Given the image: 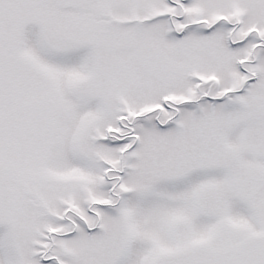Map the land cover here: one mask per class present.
<instances>
[{"label":"snow or ice","instance_id":"obj_1","mask_svg":"<svg viewBox=\"0 0 264 264\" xmlns=\"http://www.w3.org/2000/svg\"><path fill=\"white\" fill-rule=\"evenodd\" d=\"M0 264H264V0H0Z\"/></svg>","mask_w":264,"mask_h":264}]
</instances>
